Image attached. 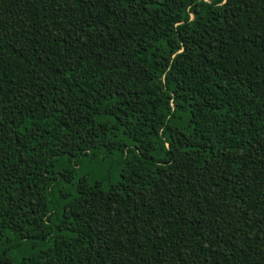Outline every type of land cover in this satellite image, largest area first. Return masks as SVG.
<instances>
[{"label":"trees","instance_id":"obj_1","mask_svg":"<svg viewBox=\"0 0 264 264\" xmlns=\"http://www.w3.org/2000/svg\"><path fill=\"white\" fill-rule=\"evenodd\" d=\"M0 264H264V0H0Z\"/></svg>","mask_w":264,"mask_h":264},{"label":"water","instance_id":"obj_2","mask_svg":"<svg viewBox=\"0 0 264 264\" xmlns=\"http://www.w3.org/2000/svg\"><path fill=\"white\" fill-rule=\"evenodd\" d=\"M182 49V47L179 49V51Z\"/></svg>","mask_w":264,"mask_h":264}]
</instances>
